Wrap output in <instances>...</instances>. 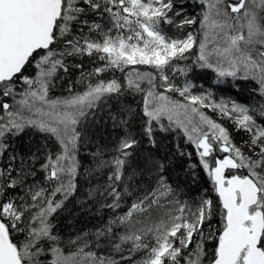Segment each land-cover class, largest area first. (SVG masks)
<instances>
[{
	"label": "snow or ice",
	"instance_id": "1",
	"mask_svg": "<svg viewBox=\"0 0 264 264\" xmlns=\"http://www.w3.org/2000/svg\"><path fill=\"white\" fill-rule=\"evenodd\" d=\"M0 264H264V0H0Z\"/></svg>",
	"mask_w": 264,
	"mask_h": 264
},
{
	"label": "trees",
	"instance_id": "2",
	"mask_svg": "<svg viewBox=\"0 0 264 264\" xmlns=\"http://www.w3.org/2000/svg\"><path fill=\"white\" fill-rule=\"evenodd\" d=\"M209 86H211V82H208ZM242 87H243V91H238L237 89H235L231 84L222 86V88L219 90L222 92V94L224 95H228V96H233L236 97L237 99L240 100H247L248 96H247V90L252 86L251 84H244L243 82H241ZM233 135L237 138V140H239L240 135L239 133H236L235 130H233Z\"/></svg>",
	"mask_w": 264,
	"mask_h": 264
}]
</instances>
